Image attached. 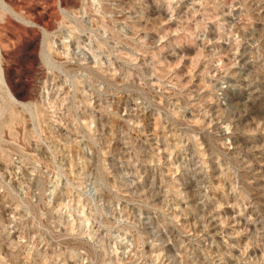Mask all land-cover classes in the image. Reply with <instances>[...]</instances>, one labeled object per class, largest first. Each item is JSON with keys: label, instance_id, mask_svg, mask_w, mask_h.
<instances>
[{"label": "rangeland", "instance_id": "374dc122", "mask_svg": "<svg viewBox=\"0 0 264 264\" xmlns=\"http://www.w3.org/2000/svg\"><path fill=\"white\" fill-rule=\"evenodd\" d=\"M0 264H264V0H0Z\"/></svg>", "mask_w": 264, "mask_h": 264}]
</instances>
